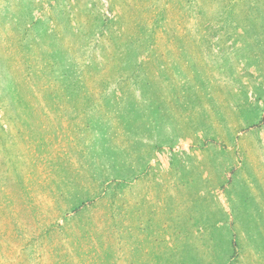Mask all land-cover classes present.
<instances>
[{"label":"rangeland","instance_id":"obj_1","mask_svg":"<svg viewBox=\"0 0 264 264\" xmlns=\"http://www.w3.org/2000/svg\"><path fill=\"white\" fill-rule=\"evenodd\" d=\"M0 264H264V0H0Z\"/></svg>","mask_w":264,"mask_h":264}]
</instances>
